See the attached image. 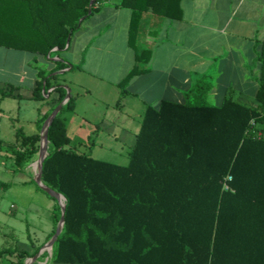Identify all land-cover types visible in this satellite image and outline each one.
Masks as SVG:
<instances>
[{
	"label": "trees",
	"instance_id": "obj_1",
	"mask_svg": "<svg viewBox=\"0 0 264 264\" xmlns=\"http://www.w3.org/2000/svg\"><path fill=\"white\" fill-rule=\"evenodd\" d=\"M91 1L0 0V45L61 57L69 38L104 0L90 5ZM117 1L118 6L132 8V29L149 8L157 14L182 16V0ZM149 56L150 50L138 51L137 60L145 62ZM258 61L255 103L233 95L210 103L207 94L212 85L202 77L186 101L165 98L149 104L126 165L96 158L72 144L62 117L76 107V96L71 94L49 127L43 163V181L67 199L65 224L52 261L264 264V40ZM56 63L50 71L38 67L34 98L44 100L52 87L59 93L57 102L66 97L65 84L58 81L65 73L54 72L70 63L62 57ZM142 70L136 65L120 82L124 93ZM50 112L39 117L40 128ZM18 136L25 147L16 156L22 168L38 153L41 137L40 133ZM61 215L57 203L50 236ZM41 247L30 252L17 245L0 250V257L14 255L9 264H25Z\"/></svg>",
	"mask_w": 264,
	"mask_h": 264
},
{
	"label": "crops",
	"instance_id": "obj_2",
	"mask_svg": "<svg viewBox=\"0 0 264 264\" xmlns=\"http://www.w3.org/2000/svg\"><path fill=\"white\" fill-rule=\"evenodd\" d=\"M117 2L102 1L61 51L63 60L70 63L65 72L80 69L102 81L87 85L83 75L69 79L63 74L65 72L58 79L68 85L72 93L73 84L83 88L75 93V109L62 115L73 145L90 141L84 133L100 132L99 123L77 111L79 98L93 90L105 95L117 93L116 86H120L136 65L143 70L132 77L127 91L138 93L132 85L141 84L150 75L157 76L160 78L157 89L162 94L158 102L165 98L186 101L191 87L202 77L212 85L207 94L210 103L218 104L229 95L248 103L256 102L260 71L258 56L264 40V0H182L180 18L157 14L149 8L142 11L133 29L132 8L118 6ZM45 15L46 19L50 18L48 8ZM145 49L150 50L149 59L138 62V51ZM61 57L54 52L44 55L0 45V195L10 194L18 199L36 195L48 204L53 223L46 243L53 236L50 235L54 230L53 212L57 202L33 186V183L37 187L38 184L32 178L30 164L18 168L16 156L17 151L25 148L18 133H39V117L49 112L50 103L59 96L52 87L45 93L44 100L34 98V89L40 79L38 67L50 71ZM73 65L76 68L72 69ZM211 69L217 72L209 75L207 72ZM54 74L59 73L55 71ZM3 90H13L14 94L4 95ZM154 93L156 91L149 95L150 98H155ZM150 98L143 100L145 111ZM142 120L131 139L128 129L121 125L112 132L123 143L130 140L133 148ZM11 206L17 207V202ZM9 233L0 234L8 238ZM19 247L30 251L32 246ZM11 256L10 261L16 259Z\"/></svg>",
	"mask_w": 264,
	"mask_h": 264
},
{
	"label": "rangeland",
	"instance_id": "obj_3",
	"mask_svg": "<svg viewBox=\"0 0 264 264\" xmlns=\"http://www.w3.org/2000/svg\"><path fill=\"white\" fill-rule=\"evenodd\" d=\"M33 65L35 66V63H33ZM216 72V69H211L208 70L207 73L209 75H214ZM65 74H67L69 79H75L78 78L79 75L80 77L83 75L86 79L85 83H87V85H94V83L99 84L102 82L98 77H93L88 72L81 71L80 69L68 71L65 72ZM195 77L196 75H194V83L196 82ZM159 80V77L150 75L145 77L141 84L135 83L132 85V88L135 89V91H139L138 93H131L128 91L124 93L121 86H116L117 93L115 94H111V92L106 93L105 95L93 90L92 93L81 96L79 98L80 103L77 106V111L99 123L100 132L91 135L90 133H84L86 139H88V137L91 139L89 142L83 144L76 143V145L78 144V148L81 151L90 153L96 158L123 165L128 164L130 160L129 153L132 150L133 144L130 140H128L127 143H123L112 131L116 129L117 126L121 125L128 129L130 136L129 139L132 138L133 133H136L140 126L145 112L146 106L144 105L143 100L148 97L150 98L149 95L156 91V93H154L155 98H150L151 100L149 103L151 105H157L159 103L158 100L162 96L157 89V83ZM72 87L74 89V93L72 94L75 96L76 91H83V88L76 86L75 84H73ZM128 87L129 86H127V89L129 90ZM57 101L58 97L55 101L50 103L51 112L59 104ZM44 123L45 121L42 124V128ZM42 128L39 131L41 137L39 141V150L42 139ZM94 140L96 141L95 143L93 142ZM38 156L39 151L30 163V167L32 168L31 175L34 180L37 170L33 165L37 161ZM33 184L35 188H38L35 183ZM38 190L41 191L40 189ZM45 194L46 196H49L47 193ZM14 202H17V207L15 208L11 206ZM57 203L60 206L58 200ZM51 214L52 212L49 209L48 204H46L45 201H41L36 195H29L24 199H18L10 194L0 195V233L5 234L10 232L8 238L7 236L0 234V250L6 247L14 248L18 244V246L20 245L21 247H29L31 245L30 252H34L36 247H39L40 245L44 246L46 244L47 236L51 233V225L53 223ZM53 248L54 246L52 249L46 248L34 263L55 264L52 261ZM11 258L12 256L10 254L2 256V264H8Z\"/></svg>",
	"mask_w": 264,
	"mask_h": 264
},
{
	"label": "water",
	"instance_id": "obj_4",
	"mask_svg": "<svg viewBox=\"0 0 264 264\" xmlns=\"http://www.w3.org/2000/svg\"><path fill=\"white\" fill-rule=\"evenodd\" d=\"M94 2V0L91 1L90 5H92ZM91 12V9L89 10V13ZM85 17H82V19H84ZM70 42V38L68 40V43ZM67 69H62V70H58L56 71V73H63L65 72ZM66 89H67V94L66 97L53 109V111L49 114V116L47 117V119L45 120L44 126L42 128V139H41V146H40V150H39V156L37 159V172L35 173V180L37 182V184L43 189L45 190L48 194L55 196L57 198V200L60 203L61 206V210H62V215L61 218L57 224L56 227V231L53 234V236L50 238V240L40 249V251L35 254L32 257H29L25 264H33L37 258L40 256V254L46 249V248H52L54 246V244L56 243V241L58 240V237L60 236V234L63 231L64 228V224H65V211H66V197L59 192L56 189L51 188L50 186H48L44 181H43V163L45 158L48 155V147H49V139H48V130L50 125L52 124L53 120L55 119V117L57 116V114L61 111L62 107L68 103L72 91L71 88L68 85H65ZM45 143V144H44ZM45 145V146H44ZM45 147L46 152L42 153L43 148Z\"/></svg>",
	"mask_w": 264,
	"mask_h": 264
},
{
	"label": "bare ground",
	"instance_id": "obj_5",
	"mask_svg": "<svg viewBox=\"0 0 264 264\" xmlns=\"http://www.w3.org/2000/svg\"><path fill=\"white\" fill-rule=\"evenodd\" d=\"M42 152H46V149L43 148ZM33 166H34V167L36 168V170H37V168H38L37 162H35ZM51 249H52V248H51Z\"/></svg>",
	"mask_w": 264,
	"mask_h": 264
},
{
	"label": "built area",
	"instance_id": "obj_6",
	"mask_svg": "<svg viewBox=\"0 0 264 264\" xmlns=\"http://www.w3.org/2000/svg\"><path fill=\"white\" fill-rule=\"evenodd\" d=\"M231 178H232L231 176L228 177V179H231ZM225 188L226 189L229 188L228 184H226V183H225Z\"/></svg>",
	"mask_w": 264,
	"mask_h": 264
}]
</instances>
